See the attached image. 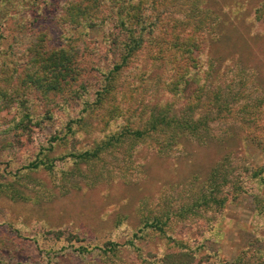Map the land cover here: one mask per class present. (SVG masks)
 I'll list each match as a JSON object with an SVG mask.
<instances>
[{
	"label": "rangeland",
	"instance_id": "1",
	"mask_svg": "<svg viewBox=\"0 0 264 264\" xmlns=\"http://www.w3.org/2000/svg\"><path fill=\"white\" fill-rule=\"evenodd\" d=\"M66 1L38 0L32 11L27 0H0V264H244L255 254L264 258V213L255 201L256 194L264 197V0H234L220 25L207 26L219 77L206 75L201 92L206 72L198 71L181 95L168 87L173 76L157 71L150 41L110 79L128 34L117 45L100 30L57 21ZM29 34L46 48L66 44L69 52L79 44L80 62L64 70L56 79L61 88L47 95L24 82L29 68L51 63L34 57L37 41ZM161 34L171 40L168 28ZM218 86L216 97L211 89ZM189 102L212 115L220 108L216 118L209 114L211 143L182 135V144L160 154L162 132L144 140L122 137L96 157L70 155L96 149L124 128L149 127L151 115L168 105L167 118L183 114ZM42 149L44 165L28 168ZM218 162L223 185L213 193L217 201L206 202L207 176ZM155 216L166 222L162 230L146 225Z\"/></svg>",
	"mask_w": 264,
	"mask_h": 264
},
{
	"label": "trees",
	"instance_id": "2",
	"mask_svg": "<svg viewBox=\"0 0 264 264\" xmlns=\"http://www.w3.org/2000/svg\"><path fill=\"white\" fill-rule=\"evenodd\" d=\"M37 1L31 0L30 2V0H27L28 3L25 7H31L33 11L36 8ZM233 2L234 0H67L63 7H60L56 19L57 21L62 19L64 23L75 29L100 30L103 32L104 39L107 37L106 39L117 43V45H119V36L126 31L125 33L128 35L120 49V62L116 63L113 69L110 70V79L128 67L133 58L138 55L139 51L143 50L149 41L151 44H156V52L151 59H153V63L158 68L157 71L162 72L164 75L169 73L171 77L173 76V80L170 81L168 87L171 91L178 92L181 95L188 88L189 83L195 81L194 75H197L198 71L205 70L206 72L205 76H203L205 81L203 83L199 82L202 84L200 87L201 92L205 89L203 85L206 84L208 75H213L214 79L219 77L220 71L216 73L217 76L215 77V72L219 68L215 67L214 64L215 58L212 50L213 44L210 41V30L206 28L211 24L213 26L217 25V23L220 25L225 20V14L227 13L224 9L233 6ZM224 26L225 29L230 28V25ZM21 28L23 30V26ZM164 28H168L171 31L170 41L166 42L164 34H161ZM114 30L116 31L114 32ZM23 33V31H20L19 35ZM83 34L84 31L82 30L79 36L83 38ZM29 37H34L33 40L37 41L32 44L34 57L49 60L51 63L47 67L43 65L40 68H36V66L29 68L25 74L24 82L47 95L53 90L61 88V82H56V79L62 75L61 73L70 67H75V62H80L79 44H74V47L67 52L66 44L59 48H46V44L41 45L38 42V35L29 34ZM216 37L214 35L212 38L217 41L221 36ZM68 40V43L76 42L78 38L68 36ZM152 46L154 48V45ZM204 53L206 56L203 55ZM52 67L54 68V73L51 72ZM56 68L59 69V73ZM42 78H44L43 82ZM47 79L48 81H45ZM218 88L215 91L213 88L211 89V93L216 97L221 94L220 86ZM187 105L183 114H173L167 118L166 114H170V105H168L166 110L161 109L159 111V116L154 117L151 115L149 127L124 128L120 132L118 131L105 137L96 149L87 148L80 151V153L75 154L72 152L70 155L79 159H88L98 156L100 151L105 148L117 145L118 141L123 140L122 137L144 140L155 134L161 135L160 133L162 132L165 136L164 145L156 148L160 154H162L163 150H170L176 144H182L183 142H179L182 135L193 134L196 137V141L206 144L211 143L214 136L210 132L211 122L209 120L216 118L220 108L212 115L211 111L206 113L205 108H200L197 111L198 102L197 104L189 102ZM195 113H198L197 116H195ZM209 114L212 115L210 119ZM77 125L75 128L82 126V124L78 123ZM75 128L69 125L70 130L75 131ZM45 150L47 151V149H42V152L40 151L38 154V161L31 162L27 167L38 168L44 165L45 158L43 159V157L45 153L43 151ZM259 170L256 171L255 176H261L262 169ZM220 172L221 164L218 162L207 176V182L212 186L211 193H209L211 197L203 198L204 201L208 202L213 199L217 201L213 193L219 191L220 186L223 185V178L220 180L221 176H219ZM224 180L227 179L224 177ZM205 194L209 195L208 193ZM255 201L260 213H264V197L256 194ZM200 203L204 204V202ZM160 222L158 216H155L152 223L148 222L146 225H153L161 229L159 227L161 226ZM161 223L165 224L166 222ZM163 232L165 231L163 230ZM86 247L85 244H81L82 249L86 250ZM180 253H182V256H188L187 252L181 251ZM261 256L262 254L258 258V255L255 254L253 263L246 262L244 264H264V258H261Z\"/></svg>",
	"mask_w": 264,
	"mask_h": 264
}]
</instances>
